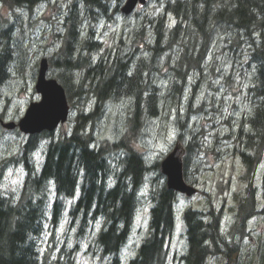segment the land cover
Here are the masks:
<instances>
[{"label": "trees", "instance_id": "trees-1", "mask_svg": "<svg viewBox=\"0 0 264 264\" xmlns=\"http://www.w3.org/2000/svg\"><path fill=\"white\" fill-rule=\"evenodd\" d=\"M51 1L0 0V5L32 13ZM123 2H67L55 35L59 47L47 62L65 91L71 115L65 127L24 136L15 154L0 159V175L24 166L22 186L0 192V264H79L80 257L120 264L143 190L148 193L147 230L134 255L122 263L168 264L166 242L175 235L181 195L166 188L158 161L151 166L158 176L144 184L149 168L138 147L142 131L158 120L168 121L166 129L173 125L174 142L184 146L188 184L195 185L188 175L194 166H187L188 151L206 162L224 154L211 144L204 148L198 136L210 131L224 135L232 146L228 182L237 177L242 184L235 195L236 220L227 234H221L217 204L204 190L199 192L206 196L204 209L182 212L180 238L186 249L178 260L264 264V0H149L158 6L136 9L126 23L118 21ZM103 22L121 27L113 45L106 46L97 36ZM9 43H0V88L15 66V47ZM242 62L249 74L237 69L235 64ZM238 75L247 86L245 109L225 120L221 112L226 97L218 99V82L224 94L236 98L244 88L236 83ZM121 102L127 107V133L117 143L96 142V121L110 105ZM202 117L206 123L199 132L192 122ZM206 208L207 220L202 214ZM257 217L260 227L252 233L247 224Z\"/></svg>", "mask_w": 264, "mask_h": 264}, {"label": "rangeland", "instance_id": "rangeland-1", "mask_svg": "<svg viewBox=\"0 0 264 264\" xmlns=\"http://www.w3.org/2000/svg\"><path fill=\"white\" fill-rule=\"evenodd\" d=\"M67 2L69 1L56 0L53 5L44 8L39 14H35L34 11L29 13V11L25 9L20 11L16 10V12H10L8 9L0 10V35L3 29L2 23H6L5 20H7L8 24L13 25L10 36L12 42L14 43L16 57L15 66L12 67L11 71L14 72V74L10 80L0 88V113L3 115L5 120L18 121L24 114L26 105L30 101H37L39 99L38 95L34 92V85L37 77V67L35 61L43 54V52H53L55 47L58 46V40L55 38V35L61 28V15L66 10ZM147 5L150 10L158 6L157 3L154 4L153 2H150ZM15 16L18 17L15 18ZM44 16L49 17L50 20H46ZM126 18L127 17L123 14L119 13L118 21L124 22ZM8 24L6 23L7 27ZM120 31L121 27L120 25H117V22L113 24L103 22L97 27V36L101 39V41H103V43H105L106 46H110L116 42V39L120 35ZM43 35H45V38H43ZM2 41H6V38L2 39ZM244 63L242 62L240 65L236 63L235 65L237 69L243 71L244 74H249L246 73L247 68ZM223 70L226 69L223 68ZM238 73L240 72L238 71ZM236 83L244 88L242 89L241 95L235 98L231 95L224 94L225 87H222L221 82H218V99L220 100L222 97H226L225 101L227 107L223 106V111L221 112L222 115H225V120L228 115L238 117L245 109L247 86L243 85V79L239 75L236 76ZM205 91H207V88ZM233 103H236L235 106ZM126 111L127 107L123 102L110 105L107 112L102 114L99 120L96 121V125L92 133L93 139L96 140V142L108 140L113 143H117L120 139H122L121 137L128 131V127L125 126L124 121ZM167 122L168 121L165 120H158L154 122L155 125L153 127H150L148 131H142L140 135L142 138L138 143V147L142 148L144 162L149 168L145 174L144 184H149L150 181H153L158 176V172L154 173L153 170H151L152 164L156 161L160 162L163 160L175 148V146L179 144L178 142H174L177 137L175 127L172 125L173 128L171 127V129H166L165 124ZM205 123L206 121L203 117L202 119L199 118L197 121L192 122L193 126H196L195 129L199 132L200 127L205 126ZM66 124L67 123L62 125L60 128L65 127ZM215 128V125H213V129ZM1 129L0 159H2V157H8L15 154L24 141V135L18 130L8 132L4 131L5 133L1 134V132H3ZM208 130L209 127L207 128V131ZM17 132H19V134ZM214 132L215 131H210L209 135L204 134L202 137H198L202 141L204 148H206L209 144L215 146L217 150L223 148V156L221 158L207 160L208 162H206L205 157L202 158V153L199 154L202 159H197L193 150L188 151L190 159L187 166L189 167L192 163L194 164V166L191 165L192 168L188 169V175L191 180L195 181V186L199 189V192L204 190L206 193L210 194V198L217 204L215 212L218 213L220 221L225 220V222H227L232 218V212L229 208L234 206L235 200L237 199L235 195L240 193L242 184L238 182L237 177H235L232 182H228L229 175L232 173L234 166L232 146L224 138V135H215ZM204 137H206V139ZM119 154L120 151H117L116 155ZM195 164L199 165L198 170L197 168L195 169ZM15 169L16 167L12 168L4 175L1 173L0 192H9L16 189V186L19 183L20 174ZM162 181H165L164 177ZM219 183H221V186L218 185ZM253 190L255 192L254 194L259 196V192L257 193L256 189ZM51 192L53 191L51 190ZM224 198L226 200L225 202ZM205 203L206 196L200 195V193L190 199L182 196L179 198L176 206V227L178 232L174 238H169L166 242L168 249H170L168 264H181L178 260V255L186 249L185 240L179 236L181 233V213L188 207L204 209ZM148 210V193L144 190L139 197L138 207L136 210L135 227L132 229V234L130 233L127 237L126 242L120 251V264H124L122 262H126L134 255L142 234L147 230ZM209 213L208 208L203 211L202 214L206 216L205 220L208 219L207 216ZM100 223L101 220L98 227L95 226V231L100 228ZM259 227L258 217L248 222V229L252 233H256ZM92 232H94V230H92ZM60 236H62V233ZM47 242H49L48 236L46 237V243ZM57 243L60 245L59 239H57ZM174 255L175 258L173 257ZM102 257L106 262H108L107 257ZM210 263L215 264V259H210ZM79 264H97V258L91 261L89 258L80 257Z\"/></svg>", "mask_w": 264, "mask_h": 264}, {"label": "water", "instance_id": "water-1", "mask_svg": "<svg viewBox=\"0 0 264 264\" xmlns=\"http://www.w3.org/2000/svg\"><path fill=\"white\" fill-rule=\"evenodd\" d=\"M146 0H126L121 12L130 14L136 4H145ZM47 65L42 61L35 91L40 95L39 102L29 104L24 116L19 120L17 127L19 131L27 135L39 134L41 132H53L60 123H64L68 117L69 107L63 88L53 79L46 78ZM5 129H14V123L3 124ZM183 149L177 145L160 162V172L166 177V187L191 196L196 191L185 184L182 169Z\"/></svg>", "mask_w": 264, "mask_h": 264}]
</instances>
